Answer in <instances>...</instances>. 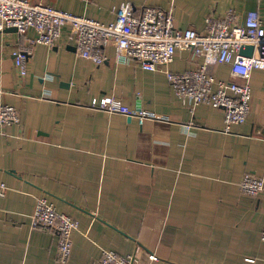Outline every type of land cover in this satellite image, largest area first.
I'll list each match as a JSON object with an SVG mask.
<instances>
[{
    "label": "crops",
    "instance_id": "0c3cea01",
    "mask_svg": "<svg viewBox=\"0 0 264 264\" xmlns=\"http://www.w3.org/2000/svg\"><path fill=\"white\" fill-rule=\"evenodd\" d=\"M43 1L103 22L115 20L124 1L137 14L153 5L199 31L209 15L230 9L241 19L257 9L264 20V0ZM69 31L65 25L53 46L35 45L26 74L14 51L37 32L0 31V104L14 105L21 119L0 124V182L8 186L0 264H60L57 233L31 222L43 192L80 221L69 264H97L105 248L134 253L135 264H264V190L240 189L246 172L264 176V69L250 78L248 119L225 130L223 109L201 103L191 111L165 72L119 60L111 43L97 64L77 51ZM199 60L183 48L170 68L182 72ZM214 68L230 78L228 65ZM105 95L162 116L141 123L92 105Z\"/></svg>",
    "mask_w": 264,
    "mask_h": 264
},
{
    "label": "built area",
    "instance_id": "2783aa9c",
    "mask_svg": "<svg viewBox=\"0 0 264 264\" xmlns=\"http://www.w3.org/2000/svg\"><path fill=\"white\" fill-rule=\"evenodd\" d=\"M206 23L204 31L182 28L175 24L172 9L149 5L137 14L128 1L120 4L115 20L103 22L43 0H0L1 32L9 27H16L23 35L30 29L37 32L34 38L14 51L16 66L22 74L27 73L26 61L34 46L57 44L63 27L69 25V36L83 57L102 64L107 58L103 48L111 43L119 60L135 59L143 69L165 72L174 92L191 111L201 103L223 109L224 129L231 130L233 124L248 119L253 96L250 78L253 70L264 69V20L257 9L248 11L242 19L236 9H230L222 17L209 15ZM248 44L254 45L252 55L241 53V48ZM183 48L193 50L194 57L200 58L198 65L182 72L173 71L170 65ZM219 63L229 66V79L216 74L214 67ZM92 105L135 117L141 123L146 118L162 116L148 108L130 107L112 95L94 97ZM20 121L14 105L0 104V124ZM7 188L5 182H0V198L5 197ZM240 189L258 195L264 190V176L246 172ZM31 222L34 227L57 233L59 263L69 264L73 237L80 221L59 211L43 192L36 198ZM150 257L158 258L154 253ZM135 259L134 253L121 254L105 248L97 264H135Z\"/></svg>",
    "mask_w": 264,
    "mask_h": 264
},
{
    "label": "water",
    "instance_id": "95a60500",
    "mask_svg": "<svg viewBox=\"0 0 264 264\" xmlns=\"http://www.w3.org/2000/svg\"><path fill=\"white\" fill-rule=\"evenodd\" d=\"M11 28L14 29V30H17L16 27H11ZM253 49H254V45L253 44H248L244 48H241V53L245 54V55H252Z\"/></svg>",
    "mask_w": 264,
    "mask_h": 264
}]
</instances>
